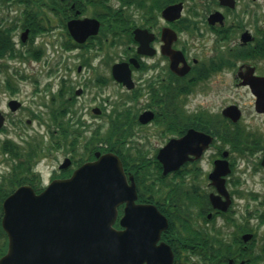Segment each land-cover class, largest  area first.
Wrapping results in <instances>:
<instances>
[{"label": "flooded vegetation", "instance_id": "obj_1", "mask_svg": "<svg viewBox=\"0 0 264 264\" xmlns=\"http://www.w3.org/2000/svg\"><path fill=\"white\" fill-rule=\"evenodd\" d=\"M13 1L0 0V60H18L0 63V136L24 145L8 173L40 192L102 155L122 164L118 255L93 264H264V0H21L12 22Z\"/></svg>", "mask_w": 264, "mask_h": 264}, {"label": "water", "instance_id": "obj_2", "mask_svg": "<svg viewBox=\"0 0 264 264\" xmlns=\"http://www.w3.org/2000/svg\"><path fill=\"white\" fill-rule=\"evenodd\" d=\"M118 66H113L114 75ZM2 122L0 115V127ZM196 135L189 130L182 139L193 154L197 150L190 145H196ZM123 180L121 161L108 153L39 193L30 185L18 186L2 202L0 223L7 248L0 264H93L105 255L116 258L119 236L112 223Z\"/></svg>", "mask_w": 264, "mask_h": 264}, {"label": "rangeland", "instance_id": "obj_3", "mask_svg": "<svg viewBox=\"0 0 264 264\" xmlns=\"http://www.w3.org/2000/svg\"><path fill=\"white\" fill-rule=\"evenodd\" d=\"M111 2H116V1L111 0ZM23 7H24V5L21 3V0H18V2L13 1L12 22L15 19H18L17 18L18 17L17 14H18V12L23 10L22 9ZM56 49L60 50L59 46H56L55 49L53 48V46H48V45H45L43 47L44 58H49L50 59V63H52V61H53V58H54L53 56L59 54L58 52H55ZM121 49H122V47L119 46V45H110L108 47V53L110 54V57H109L110 60H112L113 58L117 57L118 53L121 51ZM0 63H2V65L8 64V66H11V65L18 64V60L7 59L4 56V57H2V60H0ZM23 67L28 68L27 69V71L29 73L28 76L31 78L33 70H30V68H39V67L41 68V62H39L37 60H30L28 62L25 61ZM0 78H1V76H0ZM33 87H34L33 83H29L28 86H24L23 87V91H21L22 94H21L20 97L23 98L25 101H27V102H25V104H28L31 101H35V99L31 98L32 100H30V98L27 99V97H26L28 95L30 96L31 91L33 90ZM21 89H22V87H21ZM0 92H1L0 95H2L1 100L3 102L4 101L3 97L7 94V92L5 90H0ZM37 96H38V98L36 99V101H37L38 104H40V100L42 101L43 97H42V95H37ZM35 107H37V104L35 105ZM35 126H36V124L27 126L26 127L27 132L32 133V132L36 131L37 127H35ZM11 136L15 137L16 141H13V142H15L16 144L19 143L20 145H24L23 140H19L17 138V136H15V134H12ZM2 141H3V137L0 136V143ZM44 142H48V141L44 140ZM36 143H37V141H28L27 142V146H23V148H25L27 150L29 148V145H34V144L36 145ZM46 153L47 152H43L42 153V160L44 162H46L50 158L51 162H52V165L56 164V161L61 157V154H62L61 151H54V150L50 151L49 154L48 153L46 154ZM15 160L16 159H12V155L9 154L8 152H6L5 154H2L1 153V147H0V180L2 179L3 176H7L9 174L8 172L10 171V169H12L13 166H15L16 162L18 161V160H16V161ZM45 175H47V174L45 173ZM2 240H3V238H0V242Z\"/></svg>", "mask_w": 264, "mask_h": 264}, {"label": "trees", "instance_id": "obj_4", "mask_svg": "<svg viewBox=\"0 0 264 264\" xmlns=\"http://www.w3.org/2000/svg\"><path fill=\"white\" fill-rule=\"evenodd\" d=\"M1 147V153L5 154L8 152L11 155H19V147L14 144H10L7 141H2L0 143ZM38 147L37 145H29V148L27 149V152L25 155H33L37 154ZM15 166H13V169ZM17 167V166H16ZM25 181V179L19 178V176L16 173H9L7 176H3L0 180V220L2 215V201L3 199L10 194L19 184H22ZM0 238H3V240L0 242V256L6 251V245H7V238L6 234L1 228L0 224Z\"/></svg>", "mask_w": 264, "mask_h": 264}]
</instances>
